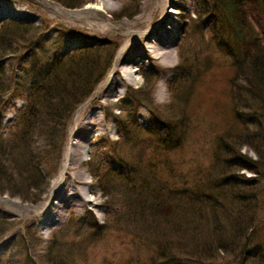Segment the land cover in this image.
Masks as SVG:
<instances>
[{
    "label": "rangeland",
    "instance_id": "1",
    "mask_svg": "<svg viewBox=\"0 0 264 264\" xmlns=\"http://www.w3.org/2000/svg\"><path fill=\"white\" fill-rule=\"evenodd\" d=\"M106 1L112 7L104 10L102 21H96L79 17L87 7L100 8L99 0H73L77 8H67L59 0H0V30L8 23L31 29L25 37L28 41L6 40L4 49L9 50L1 52L4 81H11L0 106L2 138H8L11 127L16 126L25 107L29 84L56 57L77 49L92 50L72 65L71 72L78 76L77 86L86 81L90 70L93 79L102 74L89 97L64 121L60 161L54 169L43 170L45 180L38 188H28L29 183H22L18 177L8 181L0 179V264H51L46 257L51 246L52 253L60 255L65 264L146 262L154 249L149 251L144 243H151L148 239L154 235L144 230L137 220L141 201L136 202L133 198L136 194L127 192V176L109 170H119V160H122L125 167L135 171L132 181L143 182L149 189L156 183L176 188L198 183L201 187L210 175L223 171V152L219 147L229 134L231 154L239 151L256 161L255 173L246 169L238 171L231 165V174L250 178L255 184L250 190L255 201L252 209L255 223L250 235L251 256L232 261L225 257L227 260L218 264H229L228 261L264 264V103L252 98L244 88L232 86V79L238 84L247 82L241 79L246 78L245 73L235 78L231 58L223 50L226 45L231 48L233 42L229 43L226 35L212 36L211 22L195 15L201 0H177L173 9L176 14L172 15L178 28L172 48L173 64L143 62L138 66L135 63L134 82L120 86L117 96L105 101L101 98L103 85L124 45L123 36L128 24L142 14L147 0ZM148 3L154 4L152 0ZM253 6L249 7L252 18L261 21ZM98 22L101 26L107 25L109 30L84 29ZM178 65L182 69L177 71ZM81 108L97 111L103 130L92 139L83 164L68 168L59 184L69 188L71 175L83 173L88 187L85 196L92 202L83 208H69L59 222L48 226L45 221L51 214L44 215L42 206L51 200L50 191L64 161L73 119ZM237 111L240 112L238 119ZM169 120L184 128L183 138L173 150L158 144L167 140L166 136L162 139L163 123ZM246 133L251 139L259 140L260 147L255 149ZM36 140L43 147L44 139ZM95 175H102V180L97 182ZM101 185L107 194H103ZM58 192L62 193V189ZM35 208L39 209L35 212ZM90 215L102 228L89 229L86 223ZM160 226V230L166 228L164 224ZM192 239L191 236L188 241Z\"/></svg>",
    "mask_w": 264,
    "mask_h": 264
},
{
    "label": "trees",
    "instance_id": "2",
    "mask_svg": "<svg viewBox=\"0 0 264 264\" xmlns=\"http://www.w3.org/2000/svg\"><path fill=\"white\" fill-rule=\"evenodd\" d=\"M60 1L67 8L78 7L73 0ZM201 2L197 3L199 10L195 11V15L201 19L204 16L205 22H211L209 30L212 36L226 35L225 39L229 43L233 42L231 48L226 45L223 50L231 58L235 78H240L237 77L240 73L246 74L245 79L241 78L247 81L245 84H238L236 79H232V86L244 88L252 98L260 99L264 103V0ZM252 5L256 7L261 21H254L252 18L249 10ZM28 32H31V29L24 25H3L0 30V60L3 57L1 52L9 50L4 49L5 41L12 39L15 43L26 42ZM88 51L92 50L77 49L71 54L56 57L49 67L39 71L31 81L25 97V107L15 123L16 126L11 127L8 138H2L0 134L1 180L8 181L12 177H18L22 183H29L28 188H38L45 180L43 170L54 169L59 163L63 147L61 133L64 121L89 97L102 77L101 74L99 78L93 79L90 70L86 81L80 86L76 85L78 76L71 72L72 65L83 60ZM175 69L181 70L182 65ZM184 71L182 73L186 75ZM4 74V68L1 66L0 106L3 96L11 88V81L5 82ZM239 113L236 112L237 119ZM163 124L165 132L162 139L166 136L167 140L159 141L158 144L173 150L180 144L184 128L181 125L178 127L173 121H165ZM245 136L255 149L260 147L259 140L251 139L247 133ZM38 137L44 139L43 147L37 145ZM230 146L231 134L225 141L221 140L219 147V151L223 152V171L210 175L207 183L201 187L198 183L181 188L156 183L149 189V186L138 179V184L136 179L132 181L135 171L125 167L122 160H119L122 166H118L119 170H109L127 176V192L135 193L133 198L142 204L137 215L140 218L137 220L141 222L144 230L154 235V238L148 239L151 243H144L149 251L154 249L152 256L141 264H218V261L230 258L232 261L251 256L249 245L252 225L255 223L252 212L255 201L250 190L255 184L250 178L231 174V165L238 171L246 169L255 173L256 161L244 157L239 151L231 154ZM122 170H125V173ZM94 177L97 182L102 180V175ZM101 187L103 194H107L105 187ZM232 205L234 206L231 208ZM86 224L92 230L102 228L95 223L92 215ZM161 224L166 228L160 230ZM137 234L140 235V232ZM191 236L193 239L189 242L188 238ZM51 247H48L46 255L49 262L65 264L60 255L52 253L54 248ZM231 261H228L229 264Z\"/></svg>",
    "mask_w": 264,
    "mask_h": 264
},
{
    "label": "bare ground",
    "instance_id": "3",
    "mask_svg": "<svg viewBox=\"0 0 264 264\" xmlns=\"http://www.w3.org/2000/svg\"><path fill=\"white\" fill-rule=\"evenodd\" d=\"M146 1L143 12L132 23L128 24L127 33L123 36L124 45L119 51L114 69L108 75L104 83V90L101 96L105 101L117 96L118 88L125 83L134 82L132 68L149 62L153 65L171 66L174 61L172 48L176 44L175 35L178 33L177 24L174 21L176 14L173 10L178 4L177 0H152L154 4ZM101 7H87L79 17L83 20L94 19L103 20L104 10L112 6L106 0H99ZM92 28L108 31L107 25L101 26L98 22L86 27L87 31L93 32ZM160 99L161 95L158 96ZM86 108V107H84ZM79 109L74 116L71 139L65 150L64 161L57 181L50 191L51 200L43 207L44 215L48 213L49 218L45 221L48 226L59 222L69 208L85 207L88 202H92L85 196L88 190L87 181L83 173L71 175V186L69 188L60 186L59 182L64 178L71 166L79 167L87 159L92 147V139L103 130L102 119L97 111ZM58 186V187H57ZM62 189V193L58 192ZM54 199V200H53ZM39 207V208H42ZM39 208L33 209V211Z\"/></svg>",
    "mask_w": 264,
    "mask_h": 264
}]
</instances>
